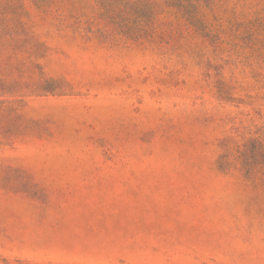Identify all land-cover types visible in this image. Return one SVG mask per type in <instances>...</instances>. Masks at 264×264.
Instances as JSON below:
<instances>
[{
    "label": "rangeland",
    "instance_id": "obj_1",
    "mask_svg": "<svg viewBox=\"0 0 264 264\" xmlns=\"http://www.w3.org/2000/svg\"><path fill=\"white\" fill-rule=\"evenodd\" d=\"M254 140L264 0H0V264H264Z\"/></svg>",
    "mask_w": 264,
    "mask_h": 264
},
{
    "label": "trees",
    "instance_id": "obj_2",
    "mask_svg": "<svg viewBox=\"0 0 264 264\" xmlns=\"http://www.w3.org/2000/svg\"><path fill=\"white\" fill-rule=\"evenodd\" d=\"M170 1L173 0H166V3L168 4ZM152 6L151 8V13H153V9H157L158 6L157 4H151ZM247 22H243V25H246ZM248 33V32H245ZM207 38H211L213 42H219V38L216 36H210L209 34L205 33ZM254 144L256 145V149H254V151H252V155L250 157V159H254L256 161V163L259 165L260 169H261V173L264 175V146L263 144L259 141V140H254L253 141ZM262 158V159H259ZM261 160V161H260ZM246 169L249 171V173H252L253 171V166L250 162H247L246 164ZM264 178V177H263Z\"/></svg>",
    "mask_w": 264,
    "mask_h": 264
}]
</instances>
